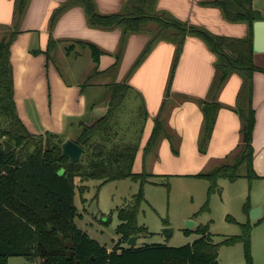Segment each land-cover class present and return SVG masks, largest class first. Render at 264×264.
<instances>
[{
    "label": "crops",
    "instance_id": "0c3cea01",
    "mask_svg": "<svg viewBox=\"0 0 264 264\" xmlns=\"http://www.w3.org/2000/svg\"><path fill=\"white\" fill-rule=\"evenodd\" d=\"M91 1L94 13L101 17H133L139 12L128 9L129 0ZM217 1L154 0L147 14H165L218 39L245 42L254 37L248 22L227 20ZM18 6L19 0H0V32L4 33L0 42L16 33L10 47L13 98L29 133L66 134L65 140L75 142L82 125L90 126L106 114L108 86L126 83L131 91L121 115L122 125L130 100L134 105L126 130L120 135L135 142L141 132L133 173L145 170L154 176L192 177L236 162L243 140L237 109L243 106L255 114L252 167L257 178L250 183L264 182V53L253 52L255 70L249 94L245 79L236 70L218 89V55L207 40L188 34L167 96L177 51L173 41L155 40L136 64L153 41L148 31L126 32L120 23L93 25L85 6L72 4V0H26L20 15ZM252 6L264 20V0H252ZM88 45L101 52L98 62ZM202 102L220 105L203 147L206 135ZM141 105L147 114L145 121L136 115ZM156 120L157 141L149 144ZM145 162L150 164L149 170L144 169ZM246 173V164H242L237 171L239 179H247ZM139 240L138 236L134 247L149 246L140 245ZM113 249L107 248L109 252Z\"/></svg>",
    "mask_w": 264,
    "mask_h": 264
},
{
    "label": "trees",
    "instance_id": "16d2710c",
    "mask_svg": "<svg viewBox=\"0 0 264 264\" xmlns=\"http://www.w3.org/2000/svg\"><path fill=\"white\" fill-rule=\"evenodd\" d=\"M26 0H19L20 15ZM82 3L93 25L111 26L123 24L126 32L148 31L153 41L142 53L141 59L149 52L152 44L159 38L171 40L177 44V51L171 71L166 95L171 90L175 70L188 34H197L207 40L218 55L217 69L220 77L217 88L225 82L231 71L236 70L245 79L247 93L251 92L253 64V36L248 41H235L214 38L206 32L190 28L169 19L165 14L149 15L154 0H129L128 9L136 8L135 16L101 17L94 13L91 0H72V4ZM225 18L231 22L246 21L253 23L261 17L253 9L252 0H219ZM10 33L0 42V264H9L11 258H23L26 264H219L217 261L218 244L208 234V226L199 228L201 237L192 245L169 247L149 245L144 247H120L133 236H139L144 227L137 224V214L145 201L144 184L154 176L145 170L133 173L141 132L135 142L127 141L121 134V115L131 87L126 83L111 84L109 106L106 114L92 125H82L81 133L75 141L84 149L79 162L70 165L62 156L61 145L65 141L61 136L46 132L31 134L22 123L14 102L13 75L10 63V47L14 35ZM98 62L101 52L88 45ZM68 51V50H67ZM205 117V139L209 136L215 121L218 103L202 102ZM243 125V140L238 158L233 165H224L210 173L192 176L209 181L208 196L220 191L219 179L237 181L239 167L246 164V178L249 182L257 178L253 167L252 134L255 114L252 109L245 111L243 106L237 109ZM136 115L145 121L147 114L143 105L136 109ZM159 121L149 144H155ZM126 130V129H125ZM124 130V131H125ZM4 138L13 145L11 153L4 152ZM83 183L79 191L84 194L88 187L85 181L96 180L106 183L124 179L140 182V191L133 197L132 204L118 210L119 224L117 233L120 240L117 246L108 251L105 246L92 239L75 223V180ZM160 185L159 183H153ZM197 230V231H198ZM185 233H188V229ZM246 233L227 240L229 244L244 241L247 263L252 264L250 240Z\"/></svg>",
    "mask_w": 264,
    "mask_h": 264
},
{
    "label": "rangeland",
    "instance_id": "374dc122",
    "mask_svg": "<svg viewBox=\"0 0 264 264\" xmlns=\"http://www.w3.org/2000/svg\"><path fill=\"white\" fill-rule=\"evenodd\" d=\"M1 34L4 33L0 32V38L3 37ZM133 105L134 101L130 100L121 132H125ZM132 131L129 136L133 135ZM61 137L65 139L66 134ZM145 165L144 169L149 170L150 164L145 162ZM154 182L161 185H154ZM82 184L80 179L75 180V223L92 239L113 249L120 237L117 233V210L132 204L133 197L140 191V182L128 178L100 187L101 182L89 180L84 182L88 187L84 194L78 190ZM209 186V181L193 177L168 175L149 178L143 186L145 201L137 214L138 226L145 228L139 235V244L181 247L192 244L201 236L197 231L199 227L208 226V234L218 244L219 264H248L244 241L227 242L232 237H242L248 229L252 264H264V182L219 179L218 186L222 193L216 192L210 197ZM255 207L262 208V215L252 220L249 212ZM188 221L193 225L185 233ZM123 245L128 247L126 242ZM10 264H26V261L20 257L11 258Z\"/></svg>",
    "mask_w": 264,
    "mask_h": 264
},
{
    "label": "water",
    "instance_id": "95a60500",
    "mask_svg": "<svg viewBox=\"0 0 264 264\" xmlns=\"http://www.w3.org/2000/svg\"><path fill=\"white\" fill-rule=\"evenodd\" d=\"M253 52L255 53H264V20H258L253 23ZM4 152L6 154L11 153L13 150V145L8 141H3ZM62 156L68 159L70 165L76 164L79 162L84 154V149L79 146L76 142L72 140H65L61 145ZM250 218L252 220H257L262 215V208L255 207L252 208L249 212ZM193 225V222H187V229ZM137 236H133L128 240L130 246H135L137 241Z\"/></svg>",
    "mask_w": 264,
    "mask_h": 264
}]
</instances>
